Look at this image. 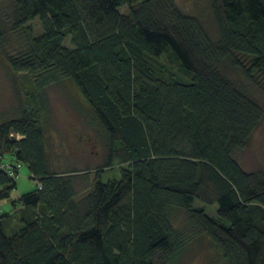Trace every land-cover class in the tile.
Wrapping results in <instances>:
<instances>
[{
    "label": "trees",
    "instance_id": "trees-1",
    "mask_svg": "<svg viewBox=\"0 0 264 264\" xmlns=\"http://www.w3.org/2000/svg\"><path fill=\"white\" fill-rule=\"evenodd\" d=\"M209 4L216 39L176 0H13L10 31L27 41L9 67L28 89L0 121V165L17 173L0 166V202L24 165L34 188L10 206L34 216L7 233L0 215V264H180L200 237L225 264H264V171L235 155L264 108L223 72L264 80V0ZM35 19L38 36L27 27ZM65 80L106 147L83 187L89 171L55 164L43 126L48 88ZM116 161L126 167L103 182ZM197 202L217 206L218 220Z\"/></svg>",
    "mask_w": 264,
    "mask_h": 264
},
{
    "label": "rangeland",
    "instance_id": "rangeland-1",
    "mask_svg": "<svg viewBox=\"0 0 264 264\" xmlns=\"http://www.w3.org/2000/svg\"><path fill=\"white\" fill-rule=\"evenodd\" d=\"M178 6L186 13L200 18L204 27L212 38L218 37L215 19L209 4V0H176ZM13 0H0V15L5 35L0 42V121L14 118L20 100H23L24 92L28 89L26 78L21 74H14L9 67V58L16 56L22 46L26 44V32L10 31V15ZM126 14V8L121 9ZM27 27L33 29V36L42 33L39 19H35ZM65 44H69L68 39ZM224 74L229 77L240 88L253 99L258 101L264 108V80L257 77V82L251 81L241 70L224 68ZM47 104L50 114L43 123L45 135L49 144V152L55 164L63 169H77L81 172L88 170L87 182L80 179L78 187L91 183L95 171L100 168L106 158V147L101 139L99 125L93 119L88 106L81 97L77 87L70 81H62L58 85L48 88L46 93ZM118 144L117 148L120 149ZM236 159L244 170L248 172L264 171V118L254 133L249 146L242 151L236 152ZM126 164L114 162L111 169L103 172L102 181L116 180L120 171ZM62 169V170H63ZM17 189L15 194L28 192L34 188V181L31 179L26 166L19 167L18 175L15 178ZM196 206L203 207L206 213L218 220L217 206H207L197 202ZM5 205H0V215L8 210ZM33 210H24L12 215L13 220L7 221V232L13 233L21 228V222L32 218ZM180 216V220L183 219ZM180 264H225L222 256L213 248L211 243L200 237L188 246L182 256Z\"/></svg>",
    "mask_w": 264,
    "mask_h": 264
},
{
    "label": "crops",
    "instance_id": "crops-1",
    "mask_svg": "<svg viewBox=\"0 0 264 264\" xmlns=\"http://www.w3.org/2000/svg\"><path fill=\"white\" fill-rule=\"evenodd\" d=\"M19 197H20V194H15V191H13L12 193H11V195H10V197L7 199V200H4V201H1L0 202V205H5V206H7V207H4V208H8V210H6L5 212H3V213H6V214H8V218H6V220H4V223H5V225H6V222L7 221H9L10 222V220H13V218H12V215L14 214V213H16V212H18V211H23V208L21 207V206H17L16 208H14V209H12L11 208V206H10V204L12 203V202H14V203H16V201L19 199ZM5 230H6V232H7V228H5ZM8 233V232H7Z\"/></svg>",
    "mask_w": 264,
    "mask_h": 264
},
{
    "label": "built area",
    "instance_id": "built-area-1",
    "mask_svg": "<svg viewBox=\"0 0 264 264\" xmlns=\"http://www.w3.org/2000/svg\"><path fill=\"white\" fill-rule=\"evenodd\" d=\"M20 138H21L20 136L16 137L17 140H19ZM0 166H1L2 170L6 171V173L9 177H13L15 174H17V173H15L16 171H14L13 169H10V166L8 164H3V165L1 164ZM18 169H19V167H18ZM37 188H40L38 183H37Z\"/></svg>",
    "mask_w": 264,
    "mask_h": 264
},
{
    "label": "bare ground",
    "instance_id": "bare-ground-1",
    "mask_svg": "<svg viewBox=\"0 0 264 264\" xmlns=\"http://www.w3.org/2000/svg\"><path fill=\"white\" fill-rule=\"evenodd\" d=\"M36 188V187H35Z\"/></svg>",
    "mask_w": 264,
    "mask_h": 264
}]
</instances>
